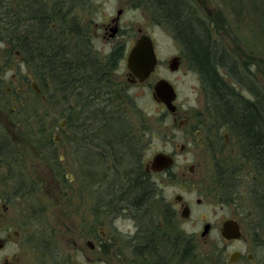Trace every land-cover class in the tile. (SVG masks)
<instances>
[{"label": "rangeland", "instance_id": "1", "mask_svg": "<svg viewBox=\"0 0 264 264\" xmlns=\"http://www.w3.org/2000/svg\"><path fill=\"white\" fill-rule=\"evenodd\" d=\"M186 1L196 16L211 20L218 26V31L210 29L209 41L212 42L215 37L216 42L213 41L209 46L213 50L216 45L222 49L226 48L230 56L237 61L236 66H238L240 74L242 71L244 72L241 77L248 78V83L254 88L253 91H258L259 88V91L264 94V13H262L264 6L261 0L255 2L257 9H255V5L253 7V0ZM66 7L69 9L70 15L75 14L82 17L83 20H91L90 31L93 30L95 23L98 25L106 23L115 19L118 11H122L119 16L121 35L108 42L93 41L95 42L93 50L96 55L91 53L92 59H96L97 56L98 60L104 63V60H107L110 52L119 43H125L126 49H123V52L126 56L128 50L133 46L134 40L138 38V29L154 41L160 63L155 74L151 75L141 86L128 89L127 93L132 99V104L135 105L133 108L135 111L127 112L126 116H128V126L131 127V131L137 136L136 139L141 140V146L144 149L143 164L151 160L155 153H167L174 159L172 173H175L177 179L168 177L156 179L158 182L157 196L154 202L149 203L152 207L149 204L148 206L152 210L157 204L156 201L160 202L159 198L166 203H172L174 196L178 194L188 202H192L190 222L183 226L187 236L192 235L197 246L189 256L190 263L225 264L223 258L234 249H240L243 252L247 250L253 255V264H264V198L261 202L263 206L257 208L253 204L251 196L248 193H242L237 196L236 203L232 200L229 204L220 207L222 202L218 203L213 200L209 194V182L216 168L211 154L195 143L194 134L189 133L188 126L185 130L177 129L176 124H172L171 114L152 97L153 86L157 80L163 78L174 85L175 92H177L178 119L189 117L191 123H196L197 119L203 116V121L207 122L212 119L210 114L215 115V112L209 109L211 103L204 97L198 75L189 70L188 61L182 62L176 73H171L168 70V62L171 57L179 56L184 50L178 40L174 38L172 28L163 23L146 0H83L80 5L73 4ZM10 34L0 28V37H9ZM4 41L0 44V69H3L4 66L6 75L0 78V89H3L4 93L5 88L11 89L14 94L12 96L16 99L12 103L9 100L12 96L5 98L6 112L11 114L13 107H16L18 111L22 110L20 115H15L12 112L14 116H11V120L8 119V121L15 122L17 136L25 142V145L22 143L21 146H27L25 151L26 166L23 164L24 168L21 167V169L28 173L32 182L28 189L31 191L22 200L21 215L24 216L27 224L31 223L32 226L40 229L42 233L37 236L38 248L42 247L41 249L45 251V254L39 257V261L33 262V259L26 256L22 263L104 264L98 251L99 228L92 229L97 217L101 214L97 211L106 209L110 212V215L107 216L103 214L105 218L102 222L104 223L102 230L113 237V243L121 242L122 239L119 238V235L126 234L132 224L128 219V210H118L119 206L116 203L106 206V200H112L111 196L117 195V192L114 191L111 196H107L115 178L114 174L110 171L104 175L103 182H99L101 192H96V188L92 185L94 181L91 182V179L100 181L102 176L89 178L88 174L94 171L95 175L98 171L93 167V170L90 169L89 172L86 168L97 166L96 160H93L92 145L91 147L86 146L92 140L88 134L91 126H88L89 124L87 127L80 126L79 130H84V134L77 133L76 135L81 138H79L80 140L75 139L76 131L71 128V116L68 115L74 108L73 87L70 89L71 95L65 91L66 94H62L53 73L46 72L38 75L34 72L24 71L21 61L13 54V47ZM77 50L79 51V49ZM73 55L74 57L77 55L76 51ZM219 69L221 77L231 84V79L225 76L224 68L219 67ZM249 70L250 78L246 73ZM50 74L54 80L49 76ZM42 76L45 77L44 80H42ZM34 83L41 90L42 98L36 95L30 87ZM234 88L247 99L253 97L251 93L249 94L238 85H234ZM17 90H21V93L16 94ZM19 101H25L24 108L19 109ZM0 109L2 110V105H0ZM79 110L78 107L75 112ZM85 110L86 108L83 113L87 114ZM89 115H87L88 118ZM84 116L85 114H82L80 118L85 120ZM63 120H66L65 129L67 133L69 132L68 136H65V133H62L58 127ZM25 122L27 127L22 129ZM16 131L11 128L12 133L8 134L13 137ZM0 132L3 139L5 130L2 128ZM83 138L84 140H81ZM79 142L83 145L78 144ZM181 145L186 146L185 150L180 151ZM91 150L93 153H90ZM46 152H49L48 159ZM80 152L82 155L78 157ZM234 153L237 158L238 153L236 151ZM222 154L224 157H229L228 151ZM42 155L46 158L43 159ZM216 157L219 158V154ZM84 159L87 160L88 166L84 165ZM233 159L235 158L233 157ZM189 165L198 168V175L190 179L182 178L181 173L188 174ZM249 165L246 164L243 172H247ZM100 169L99 171H101ZM37 171H44L47 174L52 172V176L48 178V181L45 178L42 181H37L39 178ZM123 171L124 169L120 172L123 173ZM120 172L118 173L119 180ZM239 174L241 175V173ZM214 175V177L217 176L216 172ZM98 193L103 195L104 203L101 207L98 206L99 209L97 207L93 209L96 204L94 198L98 196ZM199 199L202 200V203L197 206L195 202ZM237 203L241 208L236 209ZM232 217L242 223L247 242L234 243L226 251L222 240H218L220 237L215 232L211 231L206 243L200 238L204 223L213 224L215 222L219 226L222 220ZM248 222L257 224L256 237L250 236L246 227ZM217 237L218 239H216ZM87 241L96 245L94 251L85 245ZM11 248L12 246L8 248L9 251ZM28 250L29 248L24 247L22 252ZM110 258L112 259L108 260V264H119L116 257L110 256ZM0 260H2L1 256Z\"/></svg>", "mask_w": 264, "mask_h": 264}, {"label": "flooded vegetation", "instance_id": "2", "mask_svg": "<svg viewBox=\"0 0 264 264\" xmlns=\"http://www.w3.org/2000/svg\"><path fill=\"white\" fill-rule=\"evenodd\" d=\"M82 1L0 0V28H3L5 32L8 31L11 33L9 37H0V44L6 39L4 42L13 47V54H15V56L21 61V66L26 72L44 74L46 72H65L66 69L72 70L70 73L72 76L70 77L72 78L75 90L73 93V99L75 100L78 96L88 97V95L91 94L97 97H108L109 95L112 97H118L120 91L123 89L128 92L130 87L141 86V84H143L146 80L139 83L137 78L132 73L128 72L127 56L130 49L125 56L123 52V49H126L125 43H119V45H117V47L109 54L111 55L113 51H120L124 54L121 58L116 60H104L105 64L103 61L101 62L98 60L97 56L96 59H92L91 53L96 55L93 50L95 47V42L93 41L101 40L108 42L117 39V37L121 35L122 31L119 27V17L116 18V20L112 19L106 23H101L100 25L95 23L93 25V30L90 31L92 21L83 20L82 17H78L75 14L70 15L69 9L66 7L73 4L80 5L82 4ZM54 11L62 13L60 21L57 23L53 21ZM114 27L117 32L114 36H112V31L110 29ZM141 33L139 32V35ZM136 41L137 40L135 39L133 45ZM77 49H79V51ZM75 51L77 54L75 56L76 59L82 58V62H74L75 57L73 54ZM177 57L180 60L179 67L182 62H189V70L198 75V79L202 84L204 97H206V101H208L205 91L206 80L203 72L191 67V63L189 61L190 59L187 58V54L183 51L182 54ZM156 58L158 61L156 66L157 68L160 63L157 54ZM80 66H82V70H78V67ZM4 69V66L3 69H0V78L3 75H6V70ZM224 71L225 76L228 77L226 70ZM153 74H155V71L151 73V75ZM219 76L221 77L220 73ZM56 77L60 78L62 75ZM44 78L45 77L42 76V80H44ZM221 78L226 82L223 77ZM81 80L84 81V84L88 83L90 85L98 81L103 84L110 81L112 86L107 87L106 85H94L90 89L88 87L82 88ZM172 86L174 87V85ZM5 89V93L3 92V89H0V105H2V110L0 109V130H2V128L5 130V132H3L5 135L3 139L1 138L0 132V256L2 259L0 260V264H23L22 262H24V258L26 256L33 259V262H37L39 261V257L45 254L44 249H41V242V248H38L39 245L37 236L41 235L42 232H40V229H37L38 227L32 226L31 223L27 224L24 220V216L21 215L22 200L25 196H28V192L31 191L28 189L32 184L31 178L28 177V173L21 169V167H23L22 165L26 164L25 151L27 146H21L22 143L25 145V142L22 141L21 137L17 136V125H15V122L13 123L8 121V119L11 120V116H14L13 113L15 115H20L22 114V110L18 111L16 107H13L11 114L6 112L7 107L5 106V98L12 96L13 93L9 88ZM39 91L40 94H37L35 91L34 92L42 98L41 90ZM15 92L16 94H20L21 90H17ZM13 97L14 96L9 99L12 103L16 100ZM18 103L19 109L24 108L25 101H19ZM174 104L176 109L174 113L171 114L172 124H176V127L179 130H185L188 126V130L190 131L189 133L194 134L195 143L198 144L200 148L209 152L214 160V165H216L215 172L217 176L214 177V172L209 182V194L213 200L218 203L222 202L220 204V207H222L223 205L229 204L232 200L236 203V199L239 194L248 193L254 202L253 204L257 208L259 206H263L261 202L264 198V171L261 170L259 164L254 158H248L246 156L247 153H245V150H248V145L241 141V136L238 132L241 130L247 134V131L242 130L240 127L237 128L232 126L231 121L224 120L220 114H210L212 119L207 122L203 121V116L202 118L197 119L196 123H191L189 117H185L180 120L178 119L179 113L176 106V100L174 101ZM161 105L164 106V104ZM65 121L66 120H63L58 127L62 133H65V136H68L69 132H66ZM25 127H27L26 122L23 124L22 129H25ZM11 128L13 131H16V134L14 133L13 137L8 134L11 132ZM75 131L76 133H74V137L79 140L81 137L76 135L79 129H75ZM99 133V130L96 131L95 129H91L88 134H90V138H92V140L91 143L86 146L91 147L92 145L91 148L94 150V159L96 157L99 158L104 156L107 163L103 165L100 170L102 174L104 172V175H106L112 171V169H116L114 167V163L112 162L114 161L113 157L111 158L110 152L104 149L109 147V145L103 142L102 138H98L101 135ZM78 144L83 145L81 142ZM185 148V145H181L180 151L185 150ZM226 151H228L229 154L228 158L224 157V154H222ZM235 151L238 153L237 158L235 157ZM86 152H88V150H86ZM90 153H93V151L91 150ZM46 154L48 159L49 152H46ZM218 154L219 158L216 157ZM81 155L82 153L80 152L78 157H81ZM42 156L43 159L46 158L44 155ZM233 157L235 159H233ZM149 161L150 160L144 164H140V166L143 165V169L139 168V165L137 166V168H139L137 169V173L140 174L142 183L135 188L134 193H130L127 187L124 189V187L121 188V186L115 185L113 187V193L116 190H125V192L129 193V195L123 199V196L118 194L112 196V200H106V206L110 205L107 202L110 201L111 203H116V205L118 204V210L121 209V211H129L128 219L132 222L131 228L127 229L126 234L119 235V238L122 239L121 242L116 241L113 243V237L109 235L108 232H103L102 230V225L104 224L102 222H104L103 219L105 218L103 214L107 216L110 215V212L106 209L97 211L101 214L97 217L92 229L95 227L99 228L98 233L100 236L98 237V251L102 256L101 260L104 264H108V260L112 259L110 256L116 257L119 264H191L189 262L190 253L188 251V236L187 232L183 229V226L190 222L192 202H188L185 198H183V196L178 194L174 196V202L172 203H166L163 199L159 198L160 202L157 200V204L151 210L152 206L149 203L155 201L158 191V182L156 179L163 177L177 179V177L175 173H172V170L174 169V159L172 166L162 172H147L145 164ZM246 164L250 165L247 166L248 170L245 173L243 170ZM187 170V175L181 173L182 178L185 177L190 179L198 175V168L193 165H189ZM142 172L144 173L143 175L141 174ZM37 173H39L37 174L39 175L37 181H42L44 178L48 181V178L52 176V172L47 174L44 171H37ZM239 173H241V175ZM95 175L100 176V172H97ZM95 185L97 187L98 183H95ZM96 192L101 191L97 190ZM136 198L141 199L142 201L137 202L135 200ZM94 199L96 204L93 209H95V207L99 209V207H101L104 203L103 195L98 193V196ZM121 200H123L122 203L120 202ZM201 203V199L195 202L197 206ZM148 204L151 207H149ZM235 207L236 209H239V207L241 208L238 203ZM185 209H188V218H184L182 216V212ZM215 214L216 212L214 211V215ZM232 220L235 221L240 228V239L229 240L224 238L222 235L223 224L226 221ZM206 225L208 226V232L205 236H202L201 234L204 230L203 228ZM246 227L248 228L250 236L252 238L254 236L256 237V230H258L257 224L248 222ZM211 231L215 232L216 235H219L220 239H218V237L216 239L220 241L222 240L225 250L234 243H241L242 241L247 242L244 235V227L240 220L235 217L222 220L219 226H217L215 222H213V224L204 223L200 234V238L204 240V243L207 242V238ZM85 245L91 251H94L96 248V245L92 244L91 241H87ZM11 246L12 248L9 251L8 248ZM24 247L29 248V250L23 253L22 251ZM196 247L197 246L194 243L192 245V250L194 251ZM235 252L238 253V257L234 264L254 263V257L250 252L247 250L243 252L240 249H234V251L229 252L223 258L225 264H229L228 259Z\"/></svg>", "mask_w": 264, "mask_h": 264}, {"label": "trees", "instance_id": "3", "mask_svg": "<svg viewBox=\"0 0 264 264\" xmlns=\"http://www.w3.org/2000/svg\"><path fill=\"white\" fill-rule=\"evenodd\" d=\"M147 1L151 8L159 15L163 23L172 28L173 36L178 40L180 45H182L184 49L183 52L186 53L187 58L190 59L191 67L203 72L206 80V95L208 101L211 103L210 109H212L216 115H222L224 120L231 121L232 126L237 128L240 127L242 130L247 131V134L241 130L238 131L241 136V141L248 145V150H245V153H247L246 156L248 158H254L261 170L264 171V94L259 91V88L258 91H253L254 88L248 83V78L244 79L241 77L243 71L240 74L239 68L236 66V64H238L237 61L230 56L226 48L222 49L216 45V48L213 50L209 46V44L214 41H209L211 35L210 29H217L218 26H216V23L214 24L211 20L201 19L196 16L195 13H193L192 7L186 0H146V2ZM255 2L256 0H253V7L255 5V9H257ZM261 3L264 6V0H261ZM262 13H264V11ZM61 16V12L54 11L53 21L57 23L60 21ZM122 56V52L113 51L107 59L116 60ZM77 61L82 62V58L76 59L75 57L74 62L76 63ZM219 67L226 70L228 78L232 81L231 84H228L219 76ZM78 70H82V66L78 67ZM71 72L72 70L68 69H66L65 72H49L54 74L55 79L57 78L56 76L62 75V77L56 79L62 94L67 93L71 95L72 91L73 93L75 91L72 78L70 77L72 76L70 75ZM248 72H250V70L246 72L247 77L250 78L251 73L249 74ZM49 76H51V74ZM51 77L53 79V76ZM81 81L82 88L88 87L90 89L94 85L112 86L110 81L105 82V84L98 81L92 83V85L88 83L84 84V81ZM234 85H238L241 89L248 91L253 97L248 99L243 97L239 91L234 88ZM72 87L73 89L70 92ZM64 91L66 93H64ZM134 106L129 94L123 89L120 91L118 97H112L110 95L108 97H97L92 94L88 95V97L78 96V98L74 100L72 112L68 114L71 116V128L74 131L75 129H80V126L87 127L89 124L88 126H91L90 130H99V134L101 135L98 138H102L103 142L109 145V147L104 149L110 152L111 158L113 157L114 161L112 162L116 170L112 169V174H114L115 178L113 179V184L111 183L112 185L107 196H111L115 185L121 186V188L124 187V189L127 187L130 193H134L135 188L142 183L137 169L141 168L140 164L142 163L144 149L141 146V140L136 139L137 136L131 131V127L128 126L129 120L128 116H126L127 112L135 111L133 110ZM78 107L80 110L75 112ZM84 108H86L85 111L87 114L83 113ZM82 114H85V120L80 118ZM88 114H90L89 118L87 117ZM77 133L84 134V130H79ZM81 140H84V138ZM97 158L98 157L94 159L93 157V160H96V162L98 161L97 169L96 166L89 167L85 159L84 165L88 166L86 168L89 172L90 169L93 170V167L100 172V176H102L100 181L91 179V182L94 181V183H92L93 187L96 188V191H100L99 182L103 180L104 172L102 174L99 168L102 169V166L105 165L107 161L104 156ZM138 165L139 168H137ZM123 169L124 171L122 174L120 173L121 177L119 180L118 173ZM93 172L94 171L88 174L89 178H91V176H96ZM141 174L143 175L144 173L142 172ZM95 183H98L97 187ZM116 192L117 195L121 194L123 199L129 195L125 190H116ZM135 200L137 202L142 201L137 198ZM107 202L111 204L110 201ZM120 202L122 203L123 200ZM187 241L190 256L191 253L194 252L192 250V245L195 241L191 236L187 237Z\"/></svg>", "mask_w": 264, "mask_h": 264}, {"label": "water", "instance_id": "4", "mask_svg": "<svg viewBox=\"0 0 264 264\" xmlns=\"http://www.w3.org/2000/svg\"><path fill=\"white\" fill-rule=\"evenodd\" d=\"M121 15V11L116 13V18ZM115 18V20H116ZM112 31V36L116 34L115 27L110 29ZM141 33L142 31L138 29ZM135 44L130 48L129 54L127 56V69L128 72L132 73L139 83L147 80L151 73L155 71L157 66V58H156V51L154 50V43L150 36H147L144 33H141ZM180 65V60L177 56L171 57L170 61L168 62V70L172 72H178ZM31 88L37 93L40 94L39 89L37 88L36 84H32ZM152 97L153 99L160 104H164L165 109L170 113L173 114L176 107L174 101L177 98V92H175L174 87L170 82L165 79L157 80L155 85L153 86L152 90ZM173 164V158L166 153H156L154 154L153 158L145 164V168L147 172H162L166 169H169ZM182 216L184 218H188V209H185L182 212ZM208 226H204V230L202 232V236H205L208 232ZM223 231L222 235L224 238L233 240V239H240L241 232L240 228L238 227L235 221H226L223 224ZM238 257V253L235 252L229 257V264H234Z\"/></svg>", "mask_w": 264, "mask_h": 264}]
</instances>
